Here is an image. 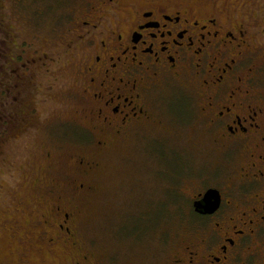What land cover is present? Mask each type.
Masks as SVG:
<instances>
[{"label":"rangeland","instance_id":"1","mask_svg":"<svg viewBox=\"0 0 264 264\" xmlns=\"http://www.w3.org/2000/svg\"><path fill=\"white\" fill-rule=\"evenodd\" d=\"M81 4L0 0L10 73H19L6 77L12 93L0 131V264H172L196 236L191 197L222 158L197 111L198 84L167 77L150 92L158 125L132 129L120 144L109 138L112 144L95 146L98 139L81 113L74 66L20 84L19 59L34 50L62 53ZM22 88L28 90L18 93ZM173 98L175 107H160ZM85 182L90 192H76ZM58 204L81 212L79 234L74 243L61 239L52 246L37 225Z\"/></svg>","mask_w":264,"mask_h":264},{"label":"flooded vegetation","instance_id":"2","mask_svg":"<svg viewBox=\"0 0 264 264\" xmlns=\"http://www.w3.org/2000/svg\"><path fill=\"white\" fill-rule=\"evenodd\" d=\"M81 3L63 52L52 57L34 50L29 59H19V83L74 66L85 125L102 148L120 144L132 129L160 123L149 101L153 87L167 77L194 79L197 111L222 158L191 197L196 236L185 241L172 264H264V0ZM15 72L11 77L19 76ZM177 98L184 107L186 101ZM177 98L160 107H175ZM79 165L85 168L81 159ZM90 190L86 182L76 188ZM194 204L209 205L210 212ZM61 207L54 205L37 225L52 246L61 239L74 243L79 234L81 212Z\"/></svg>","mask_w":264,"mask_h":264},{"label":"trees","instance_id":"3","mask_svg":"<svg viewBox=\"0 0 264 264\" xmlns=\"http://www.w3.org/2000/svg\"><path fill=\"white\" fill-rule=\"evenodd\" d=\"M4 33L6 34V30L4 28L3 21L0 19V131H2L3 127L7 124L6 112L8 109L6 107H8V105L6 104V102H7V98L11 96L12 93L8 89V84L6 79L13 78L10 75L11 61L9 60L8 42ZM11 104L13 106H16L15 103H13V101Z\"/></svg>","mask_w":264,"mask_h":264},{"label":"water","instance_id":"4","mask_svg":"<svg viewBox=\"0 0 264 264\" xmlns=\"http://www.w3.org/2000/svg\"><path fill=\"white\" fill-rule=\"evenodd\" d=\"M213 191L212 190H210V191H208L206 194H205V196H204V201L206 202V200L207 199H209V198H211L212 196H213ZM198 205L199 204H194V206H195V208L198 210ZM200 206V205H199ZM216 206L217 205H215V207L214 208H216ZM201 208H203V210L205 211V212H210V207H209V205H203V206H200ZM213 210V209H212Z\"/></svg>","mask_w":264,"mask_h":264}]
</instances>
